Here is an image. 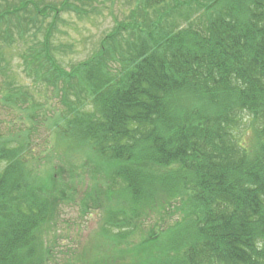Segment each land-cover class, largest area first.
<instances>
[{
  "label": "trees",
  "instance_id": "1",
  "mask_svg": "<svg viewBox=\"0 0 264 264\" xmlns=\"http://www.w3.org/2000/svg\"><path fill=\"white\" fill-rule=\"evenodd\" d=\"M91 1L0 10V102L32 122L0 134V264L57 263L47 234L69 201L100 218L82 264H264V0H131L130 20L67 68L59 13ZM28 25L42 39L24 72L63 104L42 152L40 105L7 72L12 29L24 45Z\"/></svg>",
  "mask_w": 264,
  "mask_h": 264
},
{
  "label": "rangeland",
  "instance_id": "2",
  "mask_svg": "<svg viewBox=\"0 0 264 264\" xmlns=\"http://www.w3.org/2000/svg\"><path fill=\"white\" fill-rule=\"evenodd\" d=\"M22 1L24 0H8L7 2L10 3H8V5H18ZM38 1L40 4L50 3V5L53 4L59 7L62 0ZM130 1L131 0H92L90 5L86 8L87 11L84 12L85 14H76L72 11L60 12V21L57 23L58 31L54 34L53 41L54 43H64L71 46L70 49H66L61 53L63 55L61 58L62 64L69 68L70 64L85 59L96 48L97 41L105 33L111 31L116 22H126L130 20L129 16L134 9V7L131 6L132 4L129 3ZM7 2H5V0H0V10L7 6ZM33 13V6L28 5L27 12L25 13L26 16L31 17ZM173 14L175 15V13ZM152 18H154V16H152ZM51 20L49 16L46 22ZM30 26L28 25L29 30L26 31L24 35V45L19 41L17 29L15 27L12 29L15 42L7 48L6 57H8L10 61L7 65L10 70H7V72L9 73L10 80H12L15 85L22 86L24 91L33 93V99L40 105L36 110V119L41 121L38 122L39 128L34 133V140L36 141L34 146L36 151L42 152L44 148L49 147L48 142L51 141L49 132L52 131L49 127L52 128L53 124L51 120H48L51 115L50 112L56 114L58 111H61L63 104L59 95L51 93L50 89H47L42 83H35L33 78L27 76L24 72L20 53L26 50L30 45L38 44L42 39L41 28L37 30L33 28L32 25ZM37 26L42 27V21L40 25L37 23ZM44 27L45 25H43L42 31ZM0 42L3 43L2 40H0ZM6 81L7 78L0 74V94L1 90H3L2 83H6ZM26 107L27 104L21 102H18L17 105L0 102V134L25 131L28 128L27 125L31 126L32 122L26 119V113L24 112V108ZM31 135L30 133L29 136L31 137ZM61 148L62 149L59 150L60 155L58 154L59 159L63 161L71 160V154L64 150L63 147ZM56 158L53 159V161H59ZM176 218V215L169 216L168 224L170 225ZM57 219L58 223L53 228L50 227L48 229L50 233L47 234L51 239L53 235H55L56 238L54 242V253L57 258L56 261L58 262L55 264H64L68 260L74 261L77 264H82L80 262V257L83 258V261L85 257H90L89 253L87 254V250L90 248L92 237L100 233V218L97 210L91 208L85 215L82 214L77 202H63L59 206V218ZM138 222L146 226L154 223V221L150 220L143 222L142 219H139ZM166 224L167 223H164V225ZM85 250L86 254L84 252Z\"/></svg>",
  "mask_w": 264,
  "mask_h": 264
}]
</instances>
